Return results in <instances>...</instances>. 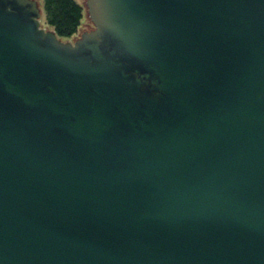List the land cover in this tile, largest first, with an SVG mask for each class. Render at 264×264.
<instances>
[{"label":"water","instance_id":"1","mask_svg":"<svg viewBox=\"0 0 264 264\" xmlns=\"http://www.w3.org/2000/svg\"><path fill=\"white\" fill-rule=\"evenodd\" d=\"M85 7L0 0V264H264V0Z\"/></svg>","mask_w":264,"mask_h":264},{"label":"trees","instance_id":"2","mask_svg":"<svg viewBox=\"0 0 264 264\" xmlns=\"http://www.w3.org/2000/svg\"><path fill=\"white\" fill-rule=\"evenodd\" d=\"M46 21L60 38L77 33L84 13V6L76 0H43Z\"/></svg>","mask_w":264,"mask_h":264},{"label":"rangeland","instance_id":"3","mask_svg":"<svg viewBox=\"0 0 264 264\" xmlns=\"http://www.w3.org/2000/svg\"><path fill=\"white\" fill-rule=\"evenodd\" d=\"M77 2H79L80 4H82L84 6V13H83V18H82V21H81V25L79 26V30L77 31V33L71 37H68V38H61L62 40H73L75 39L83 30H86V29H89L92 27V23L88 17V14H87V10H86V7H85V0H76ZM38 3H39V6H40V9H41V24L44 28L46 29H50V26L48 25L47 21H46V16H45V13H44V9H43V0H38Z\"/></svg>","mask_w":264,"mask_h":264},{"label":"flooded vegetation","instance_id":"4","mask_svg":"<svg viewBox=\"0 0 264 264\" xmlns=\"http://www.w3.org/2000/svg\"><path fill=\"white\" fill-rule=\"evenodd\" d=\"M38 1V0H37ZM51 29V28H50Z\"/></svg>","mask_w":264,"mask_h":264}]
</instances>
